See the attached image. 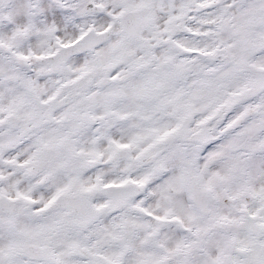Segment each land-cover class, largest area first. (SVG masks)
<instances>
[{"label": "snow or ice", "instance_id": "6c2138e0", "mask_svg": "<svg viewBox=\"0 0 264 264\" xmlns=\"http://www.w3.org/2000/svg\"><path fill=\"white\" fill-rule=\"evenodd\" d=\"M0 264H264V0H0Z\"/></svg>", "mask_w": 264, "mask_h": 264}]
</instances>
